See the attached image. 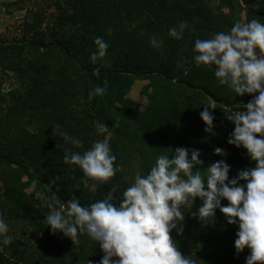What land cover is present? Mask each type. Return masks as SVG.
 Masks as SVG:
<instances>
[{
	"label": "trees",
	"instance_id": "1",
	"mask_svg": "<svg viewBox=\"0 0 264 264\" xmlns=\"http://www.w3.org/2000/svg\"><path fill=\"white\" fill-rule=\"evenodd\" d=\"M26 1L17 31L0 33V73L13 85L2 91L0 78V161L14 165L26 178L25 188L32 190L0 188V218L12 237L10 244L0 245V264H98L103 252L86 234H78L79 243L73 244L62 233L49 231L43 222L47 203L55 197L57 207H66L70 199L87 206L113 186L112 202L118 203L137 172L145 174L156 156L171 157L176 147L199 149L203 163L193 170L199 167L202 175L220 159L230 165L229 178L254 166L245 149L227 143L228 135L221 140L188 135L195 125L205 126L199 113L208 100L223 116L233 108L216 102L241 100L217 83L212 68L194 64L192 48L196 38L226 32L236 20L264 23V0ZM49 8L52 26L44 30L40 25ZM180 21L189 27L181 39L170 37L168 29ZM97 36L109 45L106 66L89 59ZM152 36L162 41L159 48L150 45ZM96 67L99 75L93 74ZM134 79L148 80L144 91L149 103L143 109L126 97ZM105 80L106 92L88 100V92ZM253 95L242 96L248 101ZM97 122L108 126L105 133H96ZM56 124L79 138L82 146L76 148L53 133ZM104 136L121 170L93 194L81 183L79 167L62 157L65 149L82 153ZM215 147L225 155L214 154ZM201 203L194 198L184 212L180 234L170 231L177 249L196 264H245L247 248L237 254L233 246L237 226L227 223L219 209L214 218L199 221L191 213Z\"/></svg>",
	"mask_w": 264,
	"mask_h": 264
},
{
	"label": "clouds",
	"instance_id": "2",
	"mask_svg": "<svg viewBox=\"0 0 264 264\" xmlns=\"http://www.w3.org/2000/svg\"><path fill=\"white\" fill-rule=\"evenodd\" d=\"M186 27L187 22L180 21L168 29V35L181 39ZM149 43L159 48L162 41L152 36ZM94 45L90 62L106 66L108 43L97 36ZM192 52L194 64L212 68L217 83L231 93L236 96L255 93L242 110L225 112V118L234 125L227 143L245 149L254 166L238 170L229 178L230 165L220 159L205 167L202 175L199 167L193 170L203 163L198 158L199 149L176 147L171 150V157L156 156L145 174L137 172L120 193L118 203L112 202L115 186L102 199L87 206L70 199L66 207H57L53 197L46 205L44 225L53 234L58 231L69 237L73 244L79 243L78 234H86L103 252L98 264H196L189 255L181 254L170 237L172 229L177 234L182 232L184 212L191 208L194 198L202 203L191 215L202 222L214 218L215 210L219 209L227 223L237 226L235 253L247 248L245 264H264V23L257 19L245 23L236 20L226 32H217L208 39L196 38ZM99 71L96 67L93 74L99 75ZM106 90L105 80L103 86L88 92V100ZM205 105L199 113L205 125L203 130L214 134V116L209 109L215 105ZM107 128L105 123L95 124L98 135ZM52 132L76 148L82 146L79 138L63 131L59 124L52 127ZM213 153L225 155L220 147H215ZM62 159L79 167L81 183L93 194L121 170L119 164L114 165L116 156L112 154L108 136L93 141L82 153L65 149ZM222 200L227 203L222 205ZM7 233L8 225L0 218V245L11 243L12 237Z\"/></svg>",
	"mask_w": 264,
	"mask_h": 264
},
{
	"label": "rangeland",
	"instance_id": "3",
	"mask_svg": "<svg viewBox=\"0 0 264 264\" xmlns=\"http://www.w3.org/2000/svg\"><path fill=\"white\" fill-rule=\"evenodd\" d=\"M26 0H0V33L6 32L7 34L11 35L10 33H14L17 31V27L19 26L21 20L25 15V8L27 7ZM46 20L43 24L40 25L41 29L47 30L46 27L52 26V9H47ZM16 29H13V28ZM46 28V29H45ZM3 74L0 73V78ZM2 83V91L8 90L12 84V80H9L8 76H3L1 78ZM148 80L143 79H134L129 89L126 93V97H128L139 109L145 108L148 103L149 99L146 95L144 89ZM149 91V90H148ZM147 91V92H148ZM241 100L238 102H233V104H229L224 100H219L216 102L219 106L225 107H232L233 110L239 108L242 110L243 104L247 103V100L243 99L244 96L240 97ZM206 104H213L210 100L207 101ZM207 107V105H206ZM209 111L213 114V133H207L203 129L205 126L195 125L193 130H190L188 135L195 136V135H209L214 136L215 139L221 140L224 138L225 135L231 133L234 125L228 121L225 116L220 114V109L215 106V108H210ZM172 132L175 133V129H172ZM24 176H20L19 172L15 169L14 165L6 164L5 162L0 161V188L3 190L5 186L11 187L18 191H25L29 193L32 188L28 187L25 188L23 182L25 181ZM3 203V198L0 197V204Z\"/></svg>",
	"mask_w": 264,
	"mask_h": 264
}]
</instances>
